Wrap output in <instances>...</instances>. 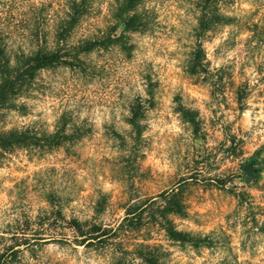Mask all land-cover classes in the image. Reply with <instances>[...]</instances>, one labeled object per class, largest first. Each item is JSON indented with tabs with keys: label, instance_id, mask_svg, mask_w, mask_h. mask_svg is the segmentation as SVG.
<instances>
[{
	"label": "rangeland",
	"instance_id": "obj_1",
	"mask_svg": "<svg viewBox=\"0 0 264 264\" xmlns=\"http://www.w3.org/2000/svg\"><path fill=\"white\" fill-rule=\"evenodd\" d=\"M35 1L41 2L46 24L52 26L62 0H0V17L7 19V27H19L20 14L24 16ZM96 2L98 9L91 22L101 25L102 21L103 26L109 0ZM195 3L145 0L150 28L128 42L133 45L129 58L111 47L84 56V70L58 67L41 71L32 95L20 100L27 105L26 115L0 112V122L4 120L0 127L35 123L36 128L47 131H52L58 116L66 112L72 134L69 144L51 152L17 149L2 158L0 223L17 209L21 211L18 220L13 216L0 231L8 235L14 228L34 233L21 231V224L33 209L38 214L57 200L63 212L65 208L87 211L89 219L92 206L100 202L104 209L97 220L114 222L124 215L129 202L176 188L185 217L170 215L169 219L177 230L207 236L211 243L198 248L179 244L153 225L143 238L161 246L163 264H264V129L259 127L264 120L256 119L264 115V89L257 91V85L249 83L253 78L248 71L251 65L234 58L228 65L231 71L218 70L217 87L210 93L219 94L224 112L216 121L206 122L200 84L207 77L198 76L206 68L190 74L186 65L198 44L205 60L218 35L233 25L236 17L229 14L233 7L222 8L234 17L232 23L206 33L202 42H194ZM236 3L230 0L231 6ZM241 5L247 6L245 0ZM253 13L251 24L229 37L224 45L227 51L247 50L257 57L264 54V16L259 9ZM12 44L17 46V42ZM259 68L257 64L253 70L258 72ZM145 76L153 87L146 91L149 99L142 103L139 90L145 86ZM121 82L137 91L133 93L131 87L128 93L118 91ZM221 120L227 122L220 124ZM180 125H187L194 142L207 145L209 136L217 135L225 139L217 152L206 154L191 146V156L188 148L181 155L184 137L176 133ZM217 155L218 164L207 163ZM176 158L179 163L169 171ZM201 166L206 172L222 170L223 175H202ZM24 208L29 211L24 212Z\"/></svg>",
	"mask_w": 264,
	"mask_h": 264
},
{
	"label": "trees",
	"instance_id": "obj_2",
	"mask_svg": "<svg viewBox=\"0 0 264 264\" xmlns=\"http://www.w3.org/2000/svg\"><path fill=\"white\" fill-rule=\"evenodd\" d=\"M62 1L59 9L54 12L52 26L46 24L48 19L41 2L38 1L31 2L24 16L20 14L19 27H7V19L0 17V112L15 111L25 116L27 105L20 100L32 95L41 71L58 67L84 70V56L111 47L117 48L129 58L133 45L128 42H133L135 34L144 33L150 28L144 11L145 0H109L107 21H103V26L102 21L101 25L98 24L99 21L91 22L96 8L98 9L96 0ZM195 1L194 42H202L206 33L230 25L234 20V17L222 12V8L228 5L232 7L230 0ZM97 14H100V10ZM254 25L256 26L255 23ZM9 41L17 42V46L14 47V43L10 45ZM203 56L201 45L198 44L186 65L187 72L195 74L203 69ZM144 80L146 91L152 89L151 80L147 76ZM129 110L132 112V107ZM69 121V114L64 112L58 116L52 131L36 128L35 123L12 128L0 127V163L5 155L17 149L42 154L69 144L72 137ZM218 182L224 184V180ZM91 209V218L83 222L74 215L68 218L67 227L74 229L80 237L73 243L85 248H104L105 254L108 253L106 246L113 244L126 257L130 254L138 259L139 264H163L165 252L161 246L149 243L150 238H143L146 235L144 233H148L153 225L159 227L168 239L179 244L198 248L211 243L207 236H193L177 230L174 222L169 219L170 215L185 217V206L180 191L176 188L162 191L139 202H129L119 223L113 222L107 227L101 221L93 222L103 212L104 206L98 202ZM49 210L45 215L38 213L34 219L26 218L21 224V231H28L35 223L37 227L32 230L34 233L18 232L25 234L21 237L10 233L7 235V232L0 235V245L3 246V251H0V264H19L21 245L31 249L37 244L53 242L47 239V232L55 231L56 227H64L57 223L64 220V212L58 200L49 205ZM5 239L11 243L4 244ZM117 264L125 262L118 261Z\"/></svg>",
	"mask_w": 264,
	"mask_h": 264
},
{
	"label": "clouds",
	"instance_id": "obj_3",
	"mask_svg": "<svg viewBox=\"0 0 264 264\" xmlns=\"http://www.w3.org/2000/svg\"><path fill=\"white\" fill-rule=\"evenodd\" d=\"M245 2L247 4L246 7L241 5V0H237V3L232 6L234 11L229 14L236 17V22L218 35L213 48L209 49L205 60L201 61V64L206 68V72L199 73L198 76L207 77V79L202 81L200 84L201 88L203 89L201 107L206 111V122L216 121L217 118L220 117L224 112V106L220 102L219 94L213 96L210 95V93H212L217 87L216 76L220 74L218 70L223 69L225 72L231 71V69L228 68V65L233 63L234 58L237 60L246 61L249 65H251L248 71L251 73L253 78L249 81V83L252 85H257V91L264 89V54H261L259 57H257V55L252 52H248L247 50L241 51L236 49L235 51L229 52L224 47L230 36H237L239 31H243L245 27L251 24L254 9H259L261 16H264V0H245ZM185 31H187V29H185ZM9 44L11 45L12 42L9 41ZM262 48H264V45H262ZM249 56H251V59H249ZM257 64L260 65L258 72L253 70L256 68ZM258 81L259 83H257ZM140 83L143 85L142 81ZM129 87L132 88L133 93L137 91V89L132 85L125 87L122 82L118 86V91L122 90L123 92L128 93ZM139 95L142 98V103L149 99V97L146 95V85L139 90ZM262 112H264V108H262ZM235 115L236 113L233 109L232 116L235 117ZM244 115H247V112H245ZM256 119L264 120V115L256 117ZM226 122V120H221L220 124ZM255 122L256 120L254 119L252 123L255 124ZM220 124L216 125L217 130H219ZM125 127L127 128L128 126L125 125ZM259 127L264 129V125H260ZM233 131L235 132L236 129L234 128ZM190 132L191 130L187 128V125H180L176 128V133L184 137V140L180 145L181 155L183 154V149L188 148L189 156H191V146H195L206 154L217 152L219 151L217 146L219 145L220 141L225 139L223 135H217L215 138L209 136V142L207 145H205L202 142L192 141ZM129 143H131V141H129ZM187 162L190 164V161ZM219 162L220 157L218 155L215 157V159L207 161V163L213 165L218 164ZM176 163H179L178 158H176L175 162L168 167V170L174 171ZM200 172L202 175H223L222 170H217L216 172H206L203 166H201ZM20 211V209H17L15 212H12L11 215L4 221V223L10 224L12 222L13 216H15L18 220ZM23 211L28 212L29 209L24 208ZM49 212L50 210L45 208L44 211L40 213V215H45ZM36 215V210L33 209L29 218L34 219ZM72 215H75L77 219L82 222L88 220L90 217V213H87V211L77 212L73 208H65L64 220L57 222L58 224H63L64 227H56L55 231L49 230L47 232V239L52 240L53 242L37 244L31 249L21 245L20 255L18 256L19 264H117L118 261H124L125 264H139L138 259L134 258L130 254L126 257L121 251H117L113 244L106 246L108 249L107 254H105L104 248L92 249L85 248L83 245L77 246V244L73 243V241L79 240L80 237L77 236L74 229L67 227L68 218ZM49 219H51V217ZM93 222L100 223V220ZM4 223H0V229L4 228ZM111 223H113V221L108 219L104 220L105 227L110 226ZM114 223H119V220H115ZM36 227L37 225L33 223L29 231L31 232ZM45 227H47V224H45ZM3 234L4 233L0 231V235ZM10 234L16 235L17 237L25 235L24 233L16 232L14 228ZM8 243H11V241L5 239L4 244ZM0 251H3L2 245H0Z\"/></svg>",
	"mask_w": 264,
	"mask_h": 264
},
{
	"label": "water",
	"instance_id": "obj_4",
	"mask_svg": "<svg viewBox=\"0 0 264 264\" xmlns=\"http://www.w3.org/2000/svg\"><path fill=\"white\" fill-rule=\"evenodd\" d=\"M245 171H247V168L245 169Z\"/></svg>",
	"mask_w": 264,
	"mask_h": 264
}]
</instances>
